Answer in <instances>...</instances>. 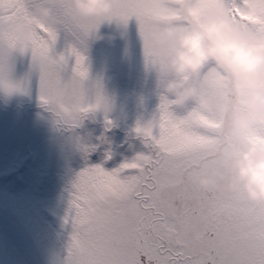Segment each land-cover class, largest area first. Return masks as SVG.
<instances>
[{"label": "snow or ice", "instance_id": "1", "mask_svg": "<svg viewBox=\"0 0 264 264\" xmlns=\"http://www.w3.org/2000/svg\"><path fill=\"white\" fill-rule=\"evenodd\" d=\"M124 2L141 38L146 24L191 23L210 4L264 34V0ZM30 6L31 0H0V16L28 19ZM66 8L58 9L57 26H34L31 59L39 70V100L56 124L73 129L98 110L90 89L102 85L90 79L85 52L99 25L73 17ZM60 31L71 39L53 55ZM143 55L148 69L166 71V57H153L146 41ZM9 70V62H0V88L20 90ZM189 78L213 95L216 113L206 116L191 103L180 106L159 94L155 125L138 122L134 129L148 152L111 171L100 164L82 168L70 192L73 231L64 264H142L141 256L143 264H264V203L219 186L201 191L193 182L197 174L223 167V156L243 138L226 119V78L210 66ZM104 119L110 127L112 120ZM80 146L85 156L95 148Z\"/></svg>", "mask_w": 264, "mask_h": 264}, {"label": "rangeland", "instance_id": "2", "mask_svg": "<svg viewBox=\"0 0 264 264\" xmlns=\"http://www.w3.org/2000/svg\"><path fill=\"white\" fill-rule=\"evenodd\" d=\"M133 18L123 38L89 37L87 42L89 77L116 102L110 127L97 110L79 127L64 130L39 100V70L31 55L10 58L9 78L20 81L21 89L0 88V264H64L73 231L69 201L76 174L96 164L111 171L149 151L134 129L158 117L159 95ZM112 30L107 22L99 29ZM69 39L60 31L52 54L64 51ZM81 144L95 148L85 156Z\"/></svg>", "mask_w": 264, "mask_h": 264}, {"label": "clouds", "instance_id": "3", "mask_svg": "<svg viewBox=\"0 0 264 264\" xmlns=\"http://www.w3.org/2000/svg\"><path fill=\"white\" fill-rule=\"evenodd\" d=\"M65 5L73 17L99 25L90 35L93 41L125 35L129 8L124 0H31L28 19L0 16V62H9L17 53L31 55L34 26H57L58 9ZM105 22L112 26L111 32L99 31ZM144 41L153 57H166V71L154 70L158 95H167L180 106L190 102L211 116L217 111L213 95L189 77L210 66L229 85L226 119L243 142L229 148L223 167L197 174L194 184L201 191L219 186L264 203V34L210 4L191 23L146 24ZM90 93L103 116L111 118L116 111L114 97L103 88H91ZM155 123L149 119L142 126ZM181 229L188 230L183 225Z\"/></svg>", "mask_w": 264, "mask_h": 264}, {"label": "flooded vegetation", "instance_id": "4", "mask_svg": "<svg viewBox=\"0 0 264 264\" xmlns=\"http://www.w3.org/2000/svg\"><path fill=\"white\" fill-rule=\"evenodd\" d=\"M131 38V37H130ZM146 260V258L145 257H143V256H141V261H142V264H143V262Z\"/></svg>", "mask_w": 264, "mask_h": 264}]
</instances>
